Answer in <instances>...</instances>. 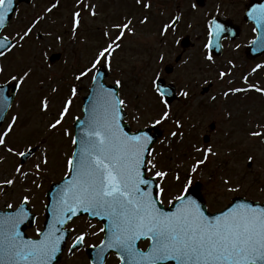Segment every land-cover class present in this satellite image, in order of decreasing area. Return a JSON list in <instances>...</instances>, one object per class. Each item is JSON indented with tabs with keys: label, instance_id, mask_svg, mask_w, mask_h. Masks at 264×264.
I'll return each instance as SVG.
<instances>
[{
	"label": "rangeland",
	"instance_id": "rangeland-1",
	"mask_svg": "<svg viewBox=\"0 0 264 264\" xmlns=\"http://www.w3.org/2000/svg\"><path fill=\"white\" fill-rule=\"evenodd\" d=\"M222 1L225 6L221 5ZM54 2L57 0H32L28 5L21 4L18 7L3 31L14 42L17 33H22L34 20L40 17L43 19L39 20L32 34L22 42V48L18 47L5 57H0V68H3L0 83L13 82L11 76L20 74L21 69L31 70L30 78L16 94L0 128L2 130L10 122L11 116H19L15 131L8 138V144L20 151L27 147L35 149L23 164V170L30 173L23 180L14 171L19 165V157L0 150V184L6 178L16 176L17 179L11 188L0 187V208L3 209L8 204L15 207L27 196L30 201L28 204L37 217L34 227L26 231L28 236L35 237L37 230L41 229L43 205L46 203L44 192L51 182H56L65 175V161L72 151L73 146L63 133L65 130L73 133L74 117L81 115V99L91 78L89 76L81 82L74 77L80 69L90 66L97 50L108 43L103 33L109 31L113 37L116 34L113 29L104 28L105 25L109 27L103 24V12L106 10L110 16L105 19L113 25L122 23L124 14L121 12L125 13V20L130 19L134 24V35L127 36L121 48L114 53L111 71H108L105 79L109 84L117 79L122 82L120 97L128 104L125 120L131 129L151 125L160 114L162 105L153 92V79L159 76L174 84L177 89L178 99L170 104V119L158 126L163 129V134L157 141L160 147H157L158 151L156 146L154 149L158 167L173 175L178 172L182 178L181 183H186L195 159L202 158L195 153L193 145L202 149L210 147L215 155H210L207 160L208 171L202 166L197 173L191 174L192 180L198 179L206 192L217 193L221 197L219 191L226 186L221 182L218 172L223 161L227 160L225 176L231 182H237L241 178L242 193L260 198L257 185L252 181L258 179L264 182V145L249 133L253 130L264 131V108L260 106H264V99L254 95L246 100L243 98L236 104L230 103V95L225 98L223 93L239 86L238 65L225 66L222 62L210 63L203 58L208 17L219 13L220 9L233 13L229 9L235 5L237 7L236 0H206L203 7L196 6L193 0H142L141 4H137L136 0H84L85 4L95 6V17L90 15L91 9L78 7V0H58V8L51 13L46 12ZM143 4H150V7L145 9ZM79 10L82 12V19L78 31L73 35L72 13ZM145 17L147 23L141 24L140 20ZM174 17H180L177 25L161 35L163 26L170 24ZM184 35H190L193 45L182 54L179 63L175 64L174 58L180 53L179 40ZM53 53H60V58L50 62L49 56ZM166 65H174V71L166 74L163 70ZM220 71H227L230 75L221 81L218 75ZM260 75L258 82L261 86L264 85V75ZM251 80L255 84V80ZM209 82L214 84L213 93L202 98L200 90ZM72 86H76L78 92L73 100L71 114L62 128L50 132L47 126L57 116L61 102L69 96ZM53 88L58 91L53 92ZM182 91L188 92L186 98L180 95ZM44 97L50 100L47 113H42L39 109ZM208 98H211V103ZM228 105L232 106L227 112L224 107ZM134 116H139L140 119L137 120ZM227 116L233 121L240 116L239 127L230 129L233 121H227ZM177 121L182 125L181 128L176 127ZM211 122L215 123L216 131L211 143L206 145L202 136L208 132ZM174 131L183 135L172 137L171 133ZM45 148L49 163L42 173H36L35 163L38 158L42 159L41 153ZM234 149L237 152L240 150V153ZM235 153L237 154L234 155ZM248 162L251 163L249 166ZM209 170L215 172L214 177L210 176ZM180 186L172 176L169 177L168 188L171 195H175ZM171 195L165 198L164 204H167ZM80 229L87 233L88 242H95L97 237L90 230V225L79 223L76 232L79 233ZM61 264H85V260L81 253H74L69 258L65 254Z\"/></svg>",
	"mask_w": 264,
	"mask_h": 264
},
{
	"label": "snow or ice",
	"instance_id": "snow-or-ice-1",
	"mask_svg": "<svg viewBox=\"0 0 264 264\" xmlns=\"http://www.w3.org/2000/svg\"><path fill=\"white\" fill-rule=\"evenodd\" d=\"M136 3L141 4L142 0H136ZM13 4L14 0H0V30L7 26L9 14L14 11ZM77 6L91 9L90 15L96 16L94 5L78 0ZM143 7L147 9L150 4H143ZM57 8L58 0L46 12L51 13ZM249 16L257 26L253 31H260L257 41L253 43L264 47V5L253 9ZM40 19L43 17L31 22L22 33H17L15 42H10L9 36H0V57H5L18 47L22 48V42L32 34ZM71 19L75 35L82 12H73ZM179 19L180 17H176L172 23L165 24L161 35L172 29ZM140 23H147V18L140 20ZM133 27V21L127 19L113 25V32L116 33L114 37L111 32L105 31L103 35L108 39L106 46L97 50L90 66L83 67L75 75L74 79L81 82L91 77V102L84 110L83 120L79 116L74 117L75 123L81 125L80 129L76 133L67 130L63 133L69 138L73 150L65 161L63 187L53 198L54 219L46 231L37 230V238L25 239L18 230L19 225L28 218L25 206L29 203V198L24 196L14 211L0 216V264H52L64 238L63 226L80 212L108 221L107 228L100 229L101 232L108 233L101 244L100 253L106 249H117L121 264H264V207H252L245 203L210 217L201 204L189 196L193 183L191 174L197 173L210 155H215L211 148L202 149L193 145L195 153L202 158L195 159L187 182L181 183L182 178L178 172L173 175L158 167L157 158L150 147L153 140L147 132L138 130L130 134L125 130L122 114L128 104L116 91L122 87V82L115 80L113 88L105 85L103 80L105 69L111 71L114 53L121 48L127 36L134 35ZM206 32L203 58L212 63V49L220 47L219 41L225 29L213 19L207 22ZM261 67L264 66L257 65L252 72ZM0 72H3V68H0ZM218 75L223 81L230 73L220 71ZM30 76V69H21L20 74L11 76L16 91L23 87ZM159 79V76L153 79L152 86L162 108L158 118L151 125H146L150 128L162 126L170 119V104L166 99L169 93L160 87L157 82ZM243 82L246 86L231 88L223 93L224 97L250 91L264 95V88L248 85L247 76L243 78ZM52 91L56 92L58 89L53 88ZM77 92V87L72 86L69 96L61 102L57 116L47 126L50 132L63 127L71 114ZM180 95L186 98L188 92L182 91ZM11 99L7 89L0 85V122L6 118ZM212 99L215 100V97ZM49 107L50 100L44 97L39 109L42 113H47ZM134 118L140 119L139 116ZM19 119L17 115L11 116L10 122L0 130V150L26 159L33 155V147L20 151L8 144V138L14 133ZM176 127H182L179 121L176 122ZM178 135L182 136L183 133H171L172 137ZM249 135L253 139L264 140V131L253 130ZM41 156L42 159L38 158L35 163L36 173H42L49 163L46 148ZM249 160L251 161V157ZM14 171L21 180L30 175L23 170V159ZM170 176L181 184L175 195L169 192ZM16 182V176L6 178L0 187L11 188ZM230 183L229 179L223 180L225 186ZM227 191L235 192L239 189L229 186ZM170 195L171 198L167 200L170 207L166 211L161 205ZM7 207L13 209L12 204ZM140 240L149 241L146 251L137 246V241ZM84 241L85 236L78 235L70 251Z\"/></svg>",
	"mask_w": 264,
	"mask_h": 264
},
{
	"label": "flooded vegetation",
	"instance_id": "flooded-vegetation-1",
	"mask_svg": "<svg viewBox=\"0 0 264 264\" xmlns=\"http://www.w3.org/2000/svg\"><path fill=\"white\" fill-rule=\"evenodd\" d=\"M237 2H238L237 7L235 5L234 7L229 9L230 11L233 10V13H229L228 11L224 9H220L219 13L210 15L208 17V21L215 17V18L228 22L229 26L231 27L234 26V31H232V29H229L228 31L225 30L223 34V39L221 41L222 54L220 57H214V61L222 62L223 65L225 66H229V65L231 66L232 64H236V66L238 65L237 70H238L239 79H240L238 81V84H239L238 87L246 86L244 85L243 78L247 76L248 85H253L252 80H251L252 78L253 80H255L254 85L264 88V85L261 84L260 86L258 82L260 73H261L260 76L264 75V67L258 68L256 72H252V69L256 68L257 65L264 66V53L259 55V54H255L256 53L255 51H252V52L248 51V47L250 46V44H252L258 38V35H259L258 30L253 31V29L256 28V23L254 20L249 21V20H246L244 17V13L246 12L247 8L252 2H254L255 4L254 7H258L259 4L263 2V0H236V4ZM20 5L21 4H19L18 7ZM221 5L225 6L223 1ZM263 80H264V77H263ZM213 89H214V84L210 83L209 90L203 95L202 98L213 93ZM254 95L256 96L258 94L254 91H250L248 93H237L235 95L229 96L230 97L229 102L236 104L237 102H241L243 98L244 100H246L248 98L253 97ZM210 99L211 98H208L209 103H211ZM231 106L232 105L225 106L224 109L228 112L230 111L229 109L231 108ZM225 119H227V121H230V120L231 122L233 121V119L230 118L229 116H227ZM240 120H241L240 116L235 117L233 123H230V126H231L230 129L238 128L241 123ZM215 131L216 130L213 128L207 133L208 135L207 144L211 143V141L213 140ZM207 148H210V147H205V149ZM234 150L235 152H237V149H234ZM238 152L240 153V150H238ZM237 153H235L234 155H236ZM226 164H228V161L224 160L223 164L220 167L221 170L218 172L219 176L223 180L229 179L227 176H225ZM204 167L206 168V171H208L207 162L205 163ZM209 174L211 177H214L215 172L212 170H209ZM222 179H221V182L223 183ZM252 182L257 185L258 192L261 194L260 198H252L248 196L247 194L242 193L243 182L241 178L237 182H231L229 185L231 187L238 188L239 191L229 192L227 191V188H226L229 186H226L224 187V190L219 191L221 194V197L216 195L217 193L209 194L203 188H201V193L205 201L206 215H209L211 217L213 215L220 214L221 212H223L224 210L228 209L231 206L234 198L243 197V196L255 201L257 203L256 206L264 207V182L259 181L258 179H255ZM238 204L240 205L242 204V202ZM92 223L94 225L95 233L102 235V232L100 231V229L102 228L101 222L93 220ZM74 240L75 238L71 239L70 245L72 244ZM138 246L141 250H144L147 246V241L139 242ZM82 252H84L83 248H82ZM84 256H85L86 261L88 262L86 255ZM117 263H118V260H116L113 264H117Z\"/></svg>",
	"mask_w": 264,
	"mask_h": 264
},
{
	"label": "water",
	"instance_id": "water-1",
	"mask_svg": "<svg viewBox=\"0 0 264 264\" xmlns=\"http://www.w3.org/2000/svg\"><path fill=\"white\" fill-rule=\"evenodd\" d=\"M19 1H21V0H19ZM26 1H29V0H26ZM198 1V3H200V4H202V0H197ZM15 7V5H13V8ZM11 14H12V12L9 14V17H11ZM186 40H183L182 41V44L183 45H185L186 44ZM53 59L55 58V57H52ZM159 84H160V87H161V85H162V82H158ZM108 87H113L114 88V86H108ZM4 88L5 89H7V85H4ZM162 89H166L167 91H168V93H169V95H167L166 96V98H167V100L168 101H171L172 99H173V93H172V91L173 90H171L172 88L170 87V86H168V87H164V86H162ZM170 89V90H169ZM116 91H117V89H116ZM13 93H14V90L12 91V94H11V97L13 96ZM90 102H91V92L84 98V106H83V112H84V110L86 109V108H88L89 107V105H90ZM123 115V114H122ZM84 119V116H83V118L81 119V120H83ZM74 126H75V133L80 129V127H81V125L79 124V123H74ZM123 126L125 127V130L126 131H128L129 132V127L127 126V125H124L123 124ZM143 131H145V132H147L148 133V129H144ZM131 134V133H130ZM156 136L157 135H152V140L154 141L155 139H156ZM60 188V186H59V184H57V185H52L51 186V190L47 193V195L49 196V203H48V206L46 207V220H45V223H44V231H46L47 230V228H48V225L53 221V215H52V208H53V205H54V203H55V201H54V197H55V193H56V190H58ZM189 196L191 197V196H193V197H195L196 195H195V190L194 189H190L189 190ZM244 201V200H243ZM248 202V201H247ZM166 211L167 210H169V207L167 208V209H165ZM173 210V209H172ZM83 213V212H82ZM29 219H30V222L32 223V220H33V216L32 215H30V217H29ZM30 223V224H31ZM20 230H23V228L22 227H20ZM22 232V231H21ZM67 233V232H66ZM62 235H63V237L65 238V233L63 232V230H62ZM64 238H63V240L61 241V244H60V251L57 253V255H56V259H54L53 261H52V264H54V262H56V261H58V259H59V257H60V254H61V252H62V249H63V242H64Z\"/></svg>",
	"mask_w": 264,
	"mask_h": 264
}]
</instances>
